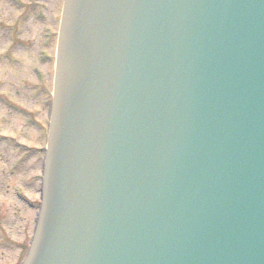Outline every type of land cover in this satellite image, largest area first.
<instances>
[{
    "label": "water",
    "instance_id": "water-1",
    "mask_svg": "<svg viewBox=\"0 0 264 264\" xmlns=\"http://www.w3.org/2000/svg\"><path fill=\"white\" fill-rule=\"evenodd\" d=\"M24 264H264V0H65Z\"/></svg>",
    "mask_w": 264,
    "mask_h": 264
},
{
    "label": "rangeland",
    "instance_id": "rangeland-1",
    "mask_svg": "<svg viewBox=\"0 0 264 264\" xmlns=\"http://www.w3.org/2000/svg\"><path fill=\"white\" fill-rule=\"evenodd\" d=\"M60 13L61 0H0V264L33 244Z\"/></svg>",
    "mask_w": 264,
    "mask_h": 264
}]
</instances>
